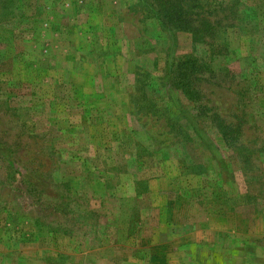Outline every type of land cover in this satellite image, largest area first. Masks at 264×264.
<instances>
[{"label":"rangeland","instance_id":"rangeland-1","mask_svg":"<svg viewBox=\"0 0 264 264\" xmlns=\"http://www.w3.org/2000/svg\"><path fill=\"white\" fill-rule=\"evenodd\" d=\"M0 264H264V0H0Z\"/></svg>","mask_w":264,"mask_h":264},{"label":"trees","instance_id":"trees-1","mask_svg":"<svg viewBox=\"0 0 264 264\" xmlns=\"http://www.w3.org/2000/svg\"><path fill=\"white\" fill-rule=\"evenodd\" d=\"M211 28V26H210ZM198 31V30H197ZM197 31H194V34L197 36ZM179 70V72H178ZM201 70V67L196 63V61H191V59H187L186 61H180L179 63H172L169 68V75L175 74L178 77L176 84L174 85L176 89L182 91V93L187 96L189 99H196L193 94V88L190 85V77Z\"/></svg>","mask_w":264,"mask_h":264}]
</instances>
